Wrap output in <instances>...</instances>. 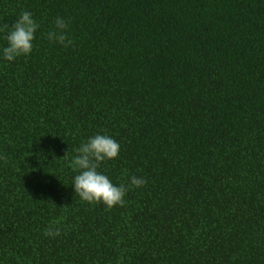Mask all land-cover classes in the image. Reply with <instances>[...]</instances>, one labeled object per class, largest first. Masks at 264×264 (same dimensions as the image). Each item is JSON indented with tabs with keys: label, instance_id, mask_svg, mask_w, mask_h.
<instances>
[{
	"label": "trees",
	"instance_id": "trees-1",
	"mask_svg": "<svg viewBox=\"0 0 264 264\" xmlns=\"http://www.w3.org/2000/svg\"><path fill=\"white\" fill-rule=\"evenodd\" d=\"M96 134L120 145L99 172L147 181L123 207L76 196ZM0 156V264H264V0H0Z\"/></svg>",
	"mask_w": 264,
	"mask_h": 264
},
{
	"label": "clouds",
	"instance_id": "clouds-1",
	"mask_svg": "<svg viewBox=\"0 0 264 264\" xmlns=\"http://www.w3.org/2000/svg\"><path fill=\"white\" fill-rule=\"evenodd\" d=\"M8 28L7 26H5ZM39 24L34 20L29 11H22L13 26L9 28L4 39L7 46L2 49L3 59L12 62L19 57H28L33 50V41ZM68 22L61 17L54 21V27L46 34L52 43H58L67 48L73 45V41L67 35ZM75 157L71 158L69 167L74 173L73 186L76 196L89 204H103L111 210L116 206L123 207L125 196L132 189L141 188L147 181L143 177L131 176L127 185H114L104 174L98 171L106 160L118 158L120 145L108 135L96 134L83 142L76 150ZM68 159V153L63 158ZM0 160L6 157L0 156ZM45 236H59V221H53L45 229Z\"/></svg>",
	"mask_w": 264,
	"mask_h": 264
}]
</instances>
